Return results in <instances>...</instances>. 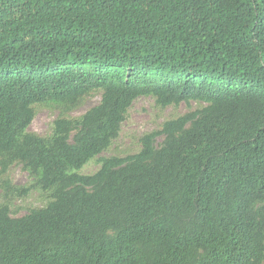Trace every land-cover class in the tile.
Returning <instances> with one entry per match:
<instances>
[{"label": "trees", "instance_id": "16d2710c", "mask_svg": "<svg viewBox=\"0 0 264 264\" xmlns=\"http://www.w3.org/2000/svg\"><path fill=\"white\" fill-rule=\"evenodd\" d=\"M144 95L206 106L81 174ZM50 102L53 134L28 132ZM13 165L33 183L0 179V264H264V0H0V177ZM37 188L48 204L12 216Z\"/></svg>", "mask_w": 264, "mask_h": 264}, {"label": "rangeland", "instance_id": "374dc122", "mask_svg": "<svg viewBox=\"0 0 264 264\" xmlns=\"http://www.w3.org/2000/svg\"><path fill=\"white\" fill-rule=\"evenodd\" d=\"M102 96V89L85 96L81 104L74 111L66 115V117L75 118L82 116L89 109L98 105L102 100ZM205 106V102L196 100L189 102L182 101L179 104L164 106L154 95L139 96L126 114L119 137L113 140L107 150L88 161L79 172L84 175H93L102 166L101 158H125L139 153L143 147L142 139L145 136L161 131L166 122ZM35 113V118L27 131L36 133L42 137L51 136L55 128L54 122L62 117L58 104L55 102L37 104L35 105ZM163 139L164 136H159L155 145L159 147ZM0 179H8L16 186L27 187L33 183V178L21 165H13L8 173L5 176H1ZM1 194L2 190L0 191V203L5 201V197ZM7 201L11 206L12 216L20 217L28 214L33 208L46 206L49 199L47 192L37 188L33 189L28 196L11 198Z\"/></svg>", "mask_w": 264, "mask_h": 264}]
</instances>
